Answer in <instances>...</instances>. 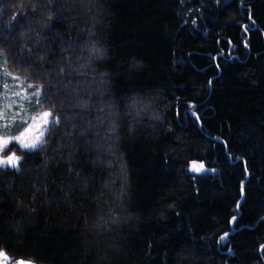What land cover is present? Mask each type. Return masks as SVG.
<instances>
[{
  "label": "trees",
  "instance_id": "trees-1",
  "mask_svg": "<svg viewBox=\"0 0 264 264\" xmlns=\"http://www.w3.org/2000/svg\"><path fill=\"white\" fill-rule=\"evenodd\" d=\"M9 3V20L40 19L31 30L0 31V86L54 88L63 153L0 172V248L12 261L264 264V0ZM93 47L103 56L90 58ZM28 49L55 60L38 70L25 64ZM68 57L87 66L54 78ZM193 163L217 171L192 173ZM112 212L115 224L97 226Z\"/></svg>",
  "mask_w": 264,
  "mask_h": 264
},
{
  "label": "snow or ice",
  "instance_id": "snow-or-ice-1",
  "mask_svg": "<svg viewBox=\"0 0 264 264\" xmlns=\"http://www.w3.org/2000/svg\"><path fill=\"white\" fill-rule=\"evenodd\" d=\"M180 3H184V0H179ZM51 0H44V4H50ZM216 3L219 4L220 0H216ZM7 5L9 8L11 7V4L9 3V0H0V31H8V32H14L19 29L21 25H25L28 29H32V23L31 20H38L40 19L39 15H35L29 20L26 15H21V13L13 12L11 13V19L9 20L8 14L4 11V6ZM33 9L35 10V6L33 5ZM48 11L51 13L54 11V9H48ZM196 11H199V9H196ZM18 17H20L18 19ZM251 19V16L249 17ZM48 20H51L52 17L49 15L47 17ZM63 18L60 17L57 19V23H60V21ZM255 23V21H253ZM6 25V27H5ZM55 27V25H53ZM248 26H245V32H248ZM38 42V41H37ZM69 43H73L72 41H69ZM244 46L248 47L247 42H244ZM89 56L100 58L103 56V52L99 48H91L88 50ZM29 55L27 56L25 60L26 65H36V68L38 70H44L48 69L49 65L55 60L53 57L52 60H46L44 53H32L31 49H28ZM0 57H3V63L7 64V57L3 52H0ZM37 59H39L40 63H36ZM63 63L57 62V67L54 69H51V72L54 76V78H59L61 74L65 72L67 69L69 73L76 72L77 74L80 73V69L85 68L87 65L81 64L79 68H74L73 61L71 57L68 58H62ZM79 59V58H78ZM216 67H219V64L216 65ZM7 75H11L10 73H6ZM16 80H19L20 77L16 76L13 77ZM46 76H41V80H46ZM209 84H211V81H209ZM5 88L8 87L7 84L4 85ZM46 85L45 83H28L27 89H32L31 97H34V107L39 109V111L36 113V116H29L28 119L32 120V123H28V120L23 119L22 116H20L19 113H14L13 115L20 117L19 123L22 130L18 129L17 133L8 134V128L10 127L7 124H3V121L7 118L8 113L7 111H0V172H7L9 170L14 171L16 173H19L21 170V163H26V157H36L40 156L42 153H48L51 155L52 153L57 154H63L62 153V146L59 144V138L54 135L55 132H57L61 125V119L58 114H54L55 112V105L51 103V96L52 93L55 91L54 88L48 84L47 85V91L45 90ZM25 89L24 91H27ZM16 95H21V93H16ZM30 97V100H31ZM77 106L80 108L87 109L88 108V102L85 100H79L77 102ZM192 107H195V105H192ZM103 111V109H101ZM137 115H139V111H137ZM105 116L107 117L108 123H109V130L112 132L116 131V116L117 114L114 113L111 109H109L108 112L105 113ZM39 117V129L40 131H37V124H36V118ZM104 117H98V120L103 122ZM197 119L199 120V117L197 116ZM26 125V126H24ZM202 126V125H201ZM40 132H43V135L40 134ZM110 138V137H108ZM226 143V142H225ZM17 152H20L21 155H17ZM67 155H71V153H67ZM229 158H231L229 156ZM167 159V157L165 158ZM53 162H55V156H52ZM44 167L47 170L48 169V160L45 159L43 161ZM191 172L194 173H201V172H211L215 173L217 170L215 167L208 169L204 163H200L198 166L193 163L190 168L188 169ZM69 173L71 175H74L77 180L80 179L79 173H73L71 169H69ZM243 173L245 177L250 176L251 173L248 170L247 167V161H244V168ZM245 185L244 180L240 181L239 184V191L241 194L244 193ZM39 191V189H37ZM47 189L45 188V192ZM65 196H67V193H65ZM236 209H240L241 205L239 201L236 203ZM111 211V210H110ZM176 215H179V213H175ZM118 220V217L114 212L106 219L104 216H100L98 219L97 226H100V222H104V226H107V223L110 221L111 223L115 224ZM237 220L236 215H233L231 217V223H234ZM230 233L225 232L223 235L219 237L218 242H224L227 241L229 238ZM261 252H264V245L260 248ZM229 256L234 255L231 251V249H228ZM9 257L5 253V251L0 248V264H8ZM14 264H35V261L31 258L24 259L20 258L14 261Z\"/></svg>",
  "mask_w": 264,
  "mask_h": 264
},
{
  "label": "rangeland",
  "instance_id": "rangeland-1",
  "mask_svg": "<svg viewBox=\"0 0 264 264\" xmlns=\"http://www.w3.org/2000/svg\"><path fill=\"white\" fill-rule=\"evenodd\" d=\"M8 87L0 86V111H7L8 116L3 121V124H7L10 127L8 128V134L17 133L18 129H22L20 127V123L18 122L20 117L13 115L14 113H19L23 119L28 120V123H32V120L28 119L29 116H36L37 109L34 107L33 101L34 97L27 94L20 83H7ZM16 93H21V95H16ZM31 97V100H30ZM37 131L39 129V117L36 118ZM43 135V132H40ZM198 166V165H197ZM191 172V171H190ZM194 173V172H192ZM203 173V172H201ZM199 173V174H201ZM9 257L8 264H14L11 257Z\"/></svg>",
  "mask_w": 264,
  "mask_h": 264
}]
</instances>
